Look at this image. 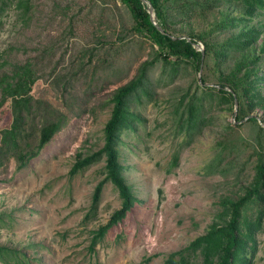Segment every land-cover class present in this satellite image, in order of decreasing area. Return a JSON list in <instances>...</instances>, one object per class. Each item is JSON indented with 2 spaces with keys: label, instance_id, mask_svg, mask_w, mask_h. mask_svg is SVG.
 Wrapping results in <instances>:
<instances>
[{
  "label": "rangeland",
  "instance_id": "rangeland-1",
  "mask_svg": "<svg viewBox=\"0 0 264 264\" xmlns=\"http://www.w3.org/2000/svg\"><path fill=\"white\" fill-rule=\"evenodd\" d=\"M15 1L0 8V74L25 62L35 72L18 144L27 154L37 151L40 128L60 115L65 123L20 167L4 137L14 122L12 100L0 92V264H165L169 253L214 222L223 224L222 200L244 194L264 161V111L251 110L260 122L235 123L233 103L199 83L194 60H165L150 36L134 28L121 0H31L28 11ZM240 2L165 3L172 36L191 31L201 34L198 50L206 43L213 48L203 58L208 83L220 84L246 52L231 38L259 32L257 50L264 44V9L246 18ZM147 60L146 76L127 102L131 125L116 145L137 199L93 242L122 199L106 180L93 203L106 176L105 154L71 170L101 150L113 94ZM259 87L264 94V72ZM260 208L264 201L245 212L254 217ZM256 245L252 264H264V214Z\"/></svg>",
  "mask_w": 264,
  "mask_h": 264
},
{
  "label": "trees",
  "instance_id": "trees-1",
  "mask_svg": "<svg viewBox=\"0 0 264 264\" xmlns=\"http://www.w3.org/2000/svg\"><path fill=\"white\" fill-rule=\"evenodd\" d=\"M130 10L134 21V28L138 32L146 33L159 47L160 55L169 60L172 56L176 58L193 59L197 70L200 72L203 63L202 52L199 51L193 42L198 40L201 34H195L191 31L185 36H172L170 26L166 21L168 0H150L156 13L158 22L164 28L161 32L150 20L149 15L144 7L142 0H121ZM237 1V0H235ZM242 2L240 9L243 17L251 18L257 10L264 9V0H238ZM12 0H0V8ZM240 2V3H241ZM31 0H16L15 4L25 11L30 9ZM259 34V32H258ZM256 33H243L240 36L231 38L232 42L239 44L241 48L246 50L233 64V67L222 78L220 84L208 83L201 75L202 85L207 90L217 91L221 97L228 99L231 104L235 98L238 100V111L236 115L237 121H242L250 116L251 110L261 108L264 111V94L260 89L261 75L264 72V56L259 51H264V44L257 50L255 41L258 36ZM186 36L191 37L192 41H188ZM243 45V47H242ZM212 47L205 44L204 56L211 53ZM222 50H219L221 55ZM221 58V56H218ZM204 58V57H203ZM149 60L145 61L137 76L123 86L116 89L112 97L113 108L108 121L104 128V145L101 150L79 159L72 167L71 173H75L78 168L90 164L101 153L105 154V178L95 188L93 194V203L96 205L99 201L103 182L110 180L118 190L122 199L119 209L113 211L108 222L100 226L93 238L95 242L98 238L103 237L107 230L118 223L125 216L136 201V197L132 186L123 176V165L119 159V153L116 148L117 138L121 130L131 125L130 112L128 110V98L142 84L146 76V71L150 65ZM198 72V73H199ZM199 80V79H198ZM35 82V72L30 62L16 63L10 72H2L0 74V92L2 98L12 100L14 111V122L10 129H6L4 137L13 150V155L19 160V166L23 167L26 161L33 155L38 154L40 149L47 144L53 135L65 123V115L56 116L51 121L45 123L39 131V140L37 151L30 154L24 152L18 144V135L21 129V123L24 122V114L31 108L28 103L30 99V91ZM200 83V81H199ZM228 85L231 90L224 89ZM2 101V99H0ZM2 103V102H1ZM0 103V104H1ZM193 104H189L190 112L193 114ZM234 107L233 115H234ZM249 120L260 122L256 116H252ZM261 125V126H260ZM259 128L264 131V126L260 123ZM263 126V127H262ZM6 144V145H8ZM264 201V161L258 160L256 171L250 186L245 190L244 194L237 199L225 198L222 200L224 205L223 213L228 215V219L223 224L213 223L209 230L196 237L185 248L169 253L165 264H252L253 254L256 250V231L259 228L264 209L260 208L254 217L249 216L246 211L247 206L251 203L259 204ZM2 246H0L1 248ZM250 254V256H249ZM200 259L196 260L197 257Z\"/></svg>",
  "mask_w": 264,
  "mask_h": 264
},
{
  "label": "water",
  "instance_id": "water-1",
  "mask_svg": "<svg viewBox=\"0 0 264 264\" xmlns=\"http://www.w3.org/2000/svg\"><path fill=\"white\" fill-rule=\"evenodd\" d=\"M143 4H144V7L149 15V18L151 20V22L161 31V32H164V28L160 25V23L158 22V19H157V16H156V13L153 11L154 8H153V5L151 3L150 0H142ZM186 39L188 41H192L191 37L189 36H186ZM193 46H197L198 47V43L197 42H193ZM196 47V48H197ZM199 51L202 52V61H203V57H204V52H205V46L204 45H201V48H199ZM202 71V66H201V69H200V72ZM198 79L200 81V83H202L201 81V73H199L198 75ZM229 90H231V88H229ZM235 107H234V116L236 115L237 113V110H238V100L235 98ZM251 116V115H250ZM250 116H247V118H249Z\"/></svg>",
  "mask_w": 264,
  "mask_h": 264
},
{
  "label": "bare ground",
  "instance_id": "bare-ground-1",
  "mask_svg": "<svg viewBox=\"0 0 264 264\" xmlns=\"http://www.w3.org/2000/svg\"><path fill=\"white\" fill-rule=\"evenodd\" d=\"M153 11H154V10H153ZM200 73H201V75H202V71H201ZM237 111H238V110H237ZM236 115H237V113H236ZM236 115H235V116L233 115V121H234L235 123H236V122H239V123L242 122V121H237V120H236ZM252 116H254V115H251L250 117H252ZM250 117H249V118H250ZM249 118H247V120H248ZM245 120H246V119H245Z\"/></svg>",
  "mask_w": 264,
  "mask_h": 264
}]
</instances>
